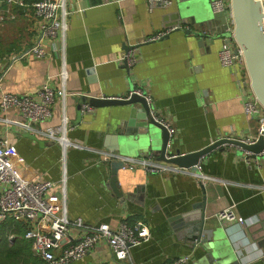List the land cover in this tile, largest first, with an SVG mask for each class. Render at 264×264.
Wrapping results in <instances>:
<instances>
[{"label":"crops","instance_id":"obj_1","mask_svg":"<svg viewBox=\"0 0 264 264\" xmlns=\"http://www.w3.org/2000/svg\"><path fill=\"white\" fill-rule=\"evenodd\" d=\"M204 1L212 9L210 0ZM179 5L177 0L152 8L147 0H66L65 32L41 39L44 54L36 57L30 48L39 40L40 30L32 8L7 6L0 0L1 90L33 94L47 82L65 91L64 97L52 103L51 116L30 129L4 120L18 118L13 109L0 110V138L17 154L24 177L53 181L47 197L55 214H61L65 206L69 220L81 218L88 225L107 222L111 227L123 218L141 219L150 237L131 247L130 262L166 264L188 254L191 260L182 264H210L208 249L201 241L189 239L188 224L178 218L203 201L205 217L221 222L231 240L226 244L232 255L227 250L225 255L230 258L223 263L235 259L239 264H264V252L246 238L248 225L224 222L216 216L234 205L237 216L249 222L264 220V154L252 157L239 147L223 145L199 161L207 178L183 171L149 172L140 160L161 162L142 146V128L124 123L128 105L91 100L126 96L134 88L148 93L153 113L175 129L169 155L255 130V119L243 112L234 77L219 62L220 38L211 42L204 35H195L192 23L179 20ZM172 26L165 35L148 40ZM12 27L16 32L9 37ZM126 47L135 48L137 54L130 68L117 60ZM62 69L65 80L60 76ZM81 101L89 102L93 109L81 112ZM63 119L67 137L83 148H63L45 135L48 126L59 125ZM124 139L133 143V150L121 148ZM116 144L119 149L112 150ZM100 150L135 159L133 168L124 166L116 172L123 201L108 186L110 169L98 158ZM70 233L80 230L72 227ZM112 262L110 250L100 242L73 264Z\"/></svg>","mask_w":264,"mask_h":264},{"label":"built area","instance_id":"obj_2","mask_svg":"<svg viewBox=\"0 0 264 264\" xmlns=\"http://www.w3.org/2000/svg\"><path fill=\"white\" fill-rule=\"evenodd\" d=\"M4 1L22 4L21 0ZM259 1L263 11L264 23V0ZM147 2L149 8H152L167 6L172 3V0H147ZM210 6L214 12L222 13L227 22V27L220 37L219 62L223 67L229 69L235 79L243 112L249 119H255L256 122L254 131L244 136L235 137L247 144H252L259 136L264 137V109L251 90L242 50L234 40L229 0H210ZM30 7L40 30L39 40L30 48V51L34 56L41 57L44 54L41 39L54 37L58 33L63 34L65 32L67 27L66 16L69 10L66 8V0H34L31 2ZM173 28L174 26L161 30L148 40L158 39ZM136 56L135 48H131L120 55L117 60L130 68L134 64ZM60 76L65 80L67 76L65 69H62ZM1 80L2 77L0 76V110L13 109L18 115V118L4 117V120L20 125L25 129H30L33 123L47 120L52 114L51 105L54 100L65 95L63 88L54 89L47 82L42 83L33 94L10 93L1 90ZM132 93H137L145 98L150 106L151 115L167 129L169 136L172 137L175 129L153 113L151 96L140 88L129 90L126 96H107L104 98L126 99ZM80 106L83 113L90 112L93 109L87 103ZM66 130L65 120L63 119L59 125L48 126L44 133L49 139L60 143L63 148L69 146L83 148L84 145L67 137ZM97 153L101 162H109L120 158L123 161L122 167H134L132 160L135 159L117 156L103 150L97 151ZM259 154H264V149L257 155ZM16 156L17 154L14 151L8 149L6 140L0 138V222L7 217H12L18 221H26L29 227L24 236L31 240L33 253L42 258L44 264H71L82 259L90 249L100 242H104L110 250L113 262L135 264L128 260L131 247L141 244L150 237V230L141 219H136L133 223H130L123 218L116 226L111 227L107 222L88 225L81 218L69 220L65 206L62 207L61 214H55L53 205L47 197V192L53 186V181L48 179L30 180L24 177ZM148 159L140 160V164L143 169L149 172L183 171L195 174L199 178H207L201 172L200 162L193 167L183 168L165 162H152L151 159ZM233 208L234 205L224 207L216 213V216L224 222L236 221L240 225H247L249 223L248 219L237 216ZM72 227L78 228L80 233L72 235L70 233ZM189 260H191L190 255L184 254L177 256L166 264H182Z\"/></svg>","mask_w":264,"mask_h":264},{"label":"water","instance_id":"obj_3","mask_svg":"<svg viewBox=\"0 0 264 264\" xmlns=\"http://www.w3.org/2000/svg\"><path fill=\"white\" fill-rule=\"evenodd\" d=\"M180 5L177 15L182 22L192 23L194 26L193 33L195 35H204L211 42L215 38H220L227 27L226 18L220 12H214L210 9L204 0H177ZM231 8V22L233 36L236 44L241 48L246 71L249 76V84L251 90L259 104L264 109V23L263 11L259 0H229ZM176 27L175 29H178ZM209 30V32H206ZM131 47H126L128 50ZM96 104H124L128 105L126 111L123 112L127 126H138L142 128L143 135L142 146L146 150L153 151L156 154L158 161L173 164L178 167H193L198 164L201 158L207 153L220 148L223 145H232L241 148L248 155L254 157L264 149V137L259 136L252 144H247L235 136L219 137L200 149L179 152L176 151L173 155L168 153V142L171 138L167 129L161 125L150 112V106L145 101L142 95L132 93L126 99L102 98L91 99ZM139 103L138 106L132 104ZM89 102L85 101L80 104ZM90 105V104H89ZM80 106V105H79ZM113 138V137H112ZM117 138V137H116ZM133 143L128 140L122 141L121 148L133 150ZM112 150L119 149V145L111 146ZM120 154V153H118ZM110 169V179L108 186L113 193L121 200H124V195L117 186L116 172L123 166V161L120 158L107 162ZM204 202L197 201L193 204L191 211H187L178 215V218L184 220L187 226L189 239L201 241L209 256L210 264H225V260L230 258L232 250L226 244L228 238L225 226L221 222L205 217ZM248 241L255 242L264 252V220L261 217L247 224ZM203 235V237H202ZM226 248L223 251V248ZM229 250L230 256L225 255ZM218 254L219 256H215ZM264 260V259H263ZM226 264H239L238 260H233Z\"/></svg>","mask_w":264,"mask_h":264},{"label":"trees","instance_id":"obj_4","mask_svg":"<svg viewBox=\"0 0 264 264\" xmlns=\"http://www.w3.org/2000/svg\"><path fill=\"white\" fill-rule=\"evenodd\" d=\"M23 1L27 4L7 3L6 1H4V3L5 5L7 4V6L23 5L24 7L31 8V2L34 0ZM135 220L136 219L132 218L128 220V222L133 223ZM28 227L29 224L26 221L14 220L12 217H7L4 221L0 222V264H44L42 258L33 253L31 240L24 236ZM100 264L121 263L112 262Z\"/></svg>","mask_w":264,"mask_h":264},{"label":"rangeland","instance_id":"obj_5","mask_svg":"<svg viewBox=\"0 0 264 264\" xmlns=\"http://www.w3.org/2000/svg\"><path fill=\"white\" fill-rule=\"evenodd\" d=\"M1 7V6H0ZM1 23V22H0ZM2 24V23H1ZM0 24V25H1ZM3 27V26H2ZM1 27V28H2ZM1 31V30H0ZM15 32H16V30H15V28L14 27H12L9 31H8V36L9 37H13L14 36V34H15ZM4 38V37H3ZM54 141H56V140H54ZM57 142V141H56ZM171 155H173V154H171ZM99 158V157H98ZM160 162H163V161H160ZM250 223V222H249Z\"/></svg>","mask_w":264,"mask_h":264}]
</instances>
